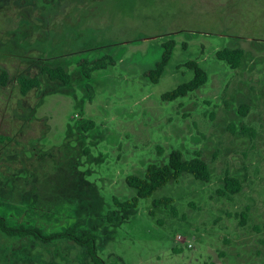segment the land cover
Returning a JSON list of instances; mask_svg holds the SVG:
<instances>
[{"label": "rangeland", "instance_id": "rangeland-1", "mask_svg": "<svg viewBox=\"0 0 264 264\" xmlns=\"http://www.w3.org/2000/svg\"><path fill=\"white\" fill-rule=\"evenodd\" d=\"M50 27L58 33L55 55L70 59V85L53 84L57 91L40 94L41 85L22 96L15 76L39 72L41 60L30 58L53 49ZM175 28L181 30L159 36ZM96 41L115 45L80 51ZM164 44L171 56L154 83L147 72ZM227 47L243 51L235 68L215 55ZM107 55L118 58L82 76L81 58L91 67ZM190 60L206 71V82L163 100V93L191 79ZM2 68L9 82L0 88V134L19 139L22 148L35 139L46 154L37 161L39 153L33 159L27 151L22 161L38 173L58 165L69 176L65 185L43 178L33 186L47 205L59 204L57 212L35 215L44 217L48 230L75 222L96 229L105 264H264V0H0ZM84 121L93 127L80 131ZM65 142L79 151L88 147L89 154L65 156ZM173 149L185 159H204L209 181L184 173L134 208L114 205L113 197L135 195L127 176L143 177L148 165L165 164ZM225 174L238 178L239 192H216ZM38 197L30 189L19 203L0 202V211L31 223L34 215L24 204ZM161 197L172 198L174 213L152 205ZM62 209L71 210L66 219ZM0 264L93 263L70 240L43 246L0 236Z\"/></svg>", "mask_w": 264, "mask_h": 264}, {"label": "trees", "instance_id": "trees-1", "mask_svg": "<svg viewBox=\"0 0 264 264\" xmlns=\"http://www.w3.org/2000/svg\"><path fill=\"white\" fill-rule=\"evenodd\" d=\"M30 24V23H29ZM47 26V22H46ZM33 29V27H32ZM34 29H39L35 26ZM33 29V30H34ZM181 29H169L166 32L159 34L169 35L175 31H179ZM43 32V30H38L37 33ZM96 31L93 30L92 33ZM50 34V44L53 46V49L47 57H31L32 63L36 62L37 59H40V70L38 73H18L16 78V85L20 95L25 96L34 88H38L39 86H43V89L40 94H47L50 92L57 91L54 86L58 87L70 85L71 76L67 72L68 64L70 63V59L64 55L56 56L54 50L56 47L54 46L52 40L58 37L57 31L53 30V27L49 28ZM39 35V34H38ZM139 38L132 39L134 41ZM115 45V43H103L100 41H96L94 44H91V48H87L86 50L81 49L80 51H88L89 49H95L98 47H107ZM243 51L240 48H224L216 52V57L220 60H224L231 68L237 67L239 65L242 58ZM171 56V47L169 44L163 45V52L161 54L160 60L156 62L155 67L150 69L147 72V77L156 83L164 71V68L169 61ZM109 63L113 64L117 56L107 55L105 57H99L95 60H92V66L88 67L89 61L86 58H81L79 60V67L83 77L88 78L90 76V70L93 68L103 67L104 60H108ZM91 64V63H90ZM186 66L192 70V77L188 81H185L179 84L174 89L167 91L162 94L163 100H174L178 97L185 96L188 92L194 91L201 87L207 80L206 71L200 66V64L195 60H190L186 62ZM9 82V72L2 68L0 69V88L6 87ZM44 82V83H43ZM33 113V111H32ZM31 113V119L33 118V114ZM77 127L80 131H87L88 129L93 127L92 121H84L78 122ZM69 140V138H67ZM79 147L83 143V137L79 136ZM35 139H33V144L30 147L27 145L22 148V141L15 138L12 135L8 134H0V155H2V159L0 160V202H3V206H7L9 204L19 203L22 196L30 189H32L33 193L38 194V198L40 200V195L37 188V183L40 180H44L43 178L53 179L57 183L68 182L69 176L67 177L66 170L59 168L58 165L53 168L44 169L45 171L40 172L35 168V166L27 165L22 160V157L25 155V152L30 151L31 157L34 159V156L39 153V145L38 143H34ZM67 142L63 146L65 156H68V153H71L70 156L76 157L77 155H87L89 154L88 147H84L81 151L80 148L66 145ZM36 144V145H35ZM35 146L37 148H35ZM22 148V149H19ZM72 151V152H70ZM43 153L41 152L35 156L37 161L43 159ZM41 158V159H40ZM14 163V165H11ZM45 163V162H44ZM40 165V164H39ZM42 165V164H41ZM50 173V174H48ZM189 173L195 179L207 182L210 179V170L207 162L202 159L198 154L192 158L185 159L182 155V152L178 149H173L169 155L168 160L165 164L156 165L150 164L147 166L145 174L143 177H137L134 175H129L125 178L126 184L129 187H132L135 190V195L130 200L120 201L116 197H113V203L115 206L119 207L121 211H126L127 209L134 208L137 206L140 198L149 197L152 193L157 190L159 187L164 186L167 182L171 180H178L182 174ZM62 181V182H61ZM62 185H65L62 183ZM32 186V187H31ZM241 190V183L238 178L230 176L229 174H225L223 178V186L222 188H218L216 192L219 195H232ZM5 195L2 196V194ZM57 198V196H51V198ZM45 199L37 200L36 202H26L24 204V211L27 213H33L34 219L33 222H27L25 216L22 218L15 219L11 217L10 214H6L0 211V236L7 243H13L17 239L30 238L38 242L41 245H50L55 242H59L61 240H70L75 245L81 247L84 252L88 255L90 261L93 264H105L103 259L97 254L96 241L99 237V232L94 228H89L86 226H82L79 222H75L73 224L64 225L65 227L61 230H48L46 220L44 217L35 216L36 214H47L57 212V206H59L57 201H54L53 204L47 205L44 201ZM49 203V202H48ZM172 198L170 197H161L154 199L152 201V205L154 207H158L159 205H164L166 207H170L172 212L175 210L171 205ZM50 204V203H49ZM62 209V214L66 219V215H70L71 210ZM240 217L243 220L246 217L245 212H241ZM68 217V216H67ZM13 220H12V219ZM64 219V220H65ZM63 220V221H64ZM15 221V222H13ZM113 219L107 215L106 223H112Z\"/></svg>", "mask_w": 264, "mask_h": 264}]
</instances>
